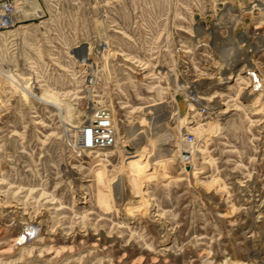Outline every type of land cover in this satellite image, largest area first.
I'll list each match as a JSON object with an SVG mask.
<instances>
[{"label":"rangeland","instance_id":"374dc122","mask_svg":"<svg viewBox=\"0 0 264 264\" xmlns=\"http://www.w3.org/2000/svg\"><path fill=\"white\" fill-rule=\"evenodd\" d=\"M26 1L0 29V264H264V56L254 91L175 69L148 39L236 2ZM238 14L236 30L264 31V11ZM97 106L116 142L82 152Z\"/></svg>","mask_w":264,"mask_h":264},{"label":"built area","instance_id":"2783aa9c","mask_svg":"<svg viewBox=\"0 0 264 264\" xmlns=\"http://www.w3.org/2000/svg\"><path fill=\"white\" fill-rule=\"evenodd\" d=\"M234 1L235 6L232 4L221 6L210 24L202 18L188 24L185 21V25H179L171 20L154 22L152 30L148 33V39L152 44L158 45L153 47L156 56L162 55L171 59L175 69L182 67L184 70H189L191 68V73L198 75L200 80L211 81L207 74L229 73L227 71L231 64L232 75L244 74L250 85L248 87L254 91L261 89L262 73L257 63H253L252 60L254 57L260 59L264 56L262 26H254V32L239 31L236 27L242 17L238 13L264 11V4L258 1L260 5L257 6L258 3L253 0ZM27 8L30 6L26 0H0V29L14 27L20 21L19 12ZM183 10H188V7H183ZM224 52L227 53L223 57ZM165 70L173 72L171 69ZM157 72L160 71L157 70ZM214 102L213 100L205 101V104L199 108V114H206L210 112L209 109H214ZM84 122L75 129L74 146L77 149L82 152L95 151L115 144L116 123L112 112L107 107L97 106ZM183 139L189 149L195 148L197 141L192 133H186ZM181 161L183 163L191 161L189 150L181 153Z\"/></svg>","mask_w":264,"mask_h":264},{"label":"bare ground","instance_id":"6f19581e","mask_svg":"<svg viewBox=\"0 0 264 264\" xmlns=\"http://www.w3.org/2000/svg\"><path fill=\"white\" fill-rule=\"evenodd\" d=\"M257 6L258 5H260L259 3L258 4H256ZM222 16H225V15H222ZM224 20V19H223ZM225 51V50H224ZM225 53H227V52H224L223 53V57L225 56ZM225 61H226V59H224ZM230 67H231V64H229V67H228V71L227 72H229V74H227V75H225V76H219L218 78H215L214 77V79H213V81L214 80H217V85H220V84H223V83H225L226 82V80H228V79H230V78H232L234 75H232V72L230 71ZM239 74H237V76L235 77L236 79H237V77H239L238 76ZM215 84V83H214ZM244 95L245 96H248L249 94L248 93H244ZM190 98L192 99V100H199L198 102H200V100L201 101H203V100H205L206 98H204V97H195V96H193V95H191L190 94ZM214 98H215V96H214ZM248 98V97H247ZM249 99V98H248ZM208 100V99H207ZM206 100V101H207ZM213 101H215L214 102V106H216L217 104H216V100H213ZM196 103V102H195ZM200 104H202V103H200ZM192 106L190 105V108H191ZM215 108H218L219 109V106L217 105V107H215ZM221 111V110H220ZM23 237H25L26 238V240H27V235H25V234H19L18 235V237H17V240H22L23 239Z\"/></svg>","mask_w":264,"mask_h":264}]
</instances>
